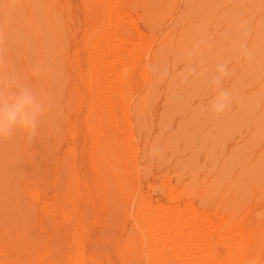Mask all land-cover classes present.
<instances>
[{"label": "rangeland", "instance_id": "374dc122", "mask_svg": "<svg viewBox=\"0 0 264 264\" xmlns=\"http://www.w3.org/2000/svg\"><path fill=\"white\" fill-rule=\"evenodd\" d=\"M43 1L45 4L41 3L39 9L40 22L29 21L24 33L16 9L17 14L9 20L13 29L18 27L12 35L14 40L11 37V41H5L9 45L5 44L6 51L0 49L9 62L8 68L1 73L6 77L9 72H15L23 77V81L35 87L50 106L31 144L23 134L0 142V230L6 233V238L1 240L4 237L1 232L0 243L5 245H0V251L8 245L7 237L23 234L21 238H31L29 235L35 236L37 226L41 225V257L44 260L55 254L49 252L51 246L63 249L67 245L64 248L69 255L62 250L65 257L74 256L76 251L82 264H148L146 261L176 264L171 252H177L174 258L176 255L181 258L180 244L197 237L202 243L199 241V249L192 254L193 259L187 257L189 260L197 259L194 255L199 252L197 257L202 258L204 253L206 257L203 258L208 257L218 264H264V0H101L102 8L96 0ZM108 1L113 6H109ZM110 7L116 8L121 17L112 16L115 13ZM18 11L27 15L22 6ZM114 20L119 21L118 31L125 38L143 37L147 41L144 40L146 45L140 51V63L123 72L129 79L125 80L128 102L113 106L119 138L124 146L126 141L128 143L127 149L124 147L123 161L129 169V174L125 173L129 177L120 183L111 177L105 161L100 159V164L96 159L103 129L97 124L100 111L92 107L95 101H100L101 92L119 85L111 74L98 76L99 71H105L101 70L103 60H112L111 50L105 48L110 52L104 54L107 50L102 48L110 41L112 47L117 42L111 38L103 41L109 29L106 25L114 24ZM36 30L48 33L46 37L44 34L46 41L42 40V51L38 47ZM27 33L30 35L25 45ZM125 47L131 50L133 43ZM123 52L124 57H128ZM89 62L101 68L97 76L90 70ZM218 63H227L230 69V76L221 86H230L227 91L232 103L223 115L213 117L207 111L215 95L209 82ZM39 64L43 69L45 66L46 72L38 78L32 77L30 66ZM94 76L99 78V89L91 85ZM145 95L149 98L147 104L138 106L137 102ZM100 130L101 135L98 134ZM25 144L28 145L25 152L30 153L22 156L20 152ZM34 157L40 160L35 161ZM73 184V189H77L73 192L77 193V201L72 204L76 198L72 200V207L64 195ZM66 185H71L68 191ZM144 207L156 215L146 216L149 213L145 212L146 218L176 223L172 228L168 226L173 235L175 229L191 228L194 221L198 222L196 218L203 214L207 219L203 222L208 225L205 227L206 224L199 221L204 225L201 229L196 226L200 223H195L198 230L192 227L196 236L189 235V238L185 234L187 236L180 235L173 240L177 233L172 239L169 234L171 241L163 239L165 243H160L163 246L170 243V250L164 247L170 253L166 251L160 258L152 252L154 245L161 246L158 242L162 240L154 227L145 232L141 230L146 239L149 235L155 236L153 244L146 240L147 248L152 247L149 248L152 250H143L145 240L138 224L142 218L138 214ZM63 210L72 214L67 217ZM179 210H183L184 215L195 214V218L188 221H193L192 225L186 220L181 221L182 226L177 222L174 211ZM172 212L176 221H173ZM27 218L29 222L25 221ZM24 221L31 224H24L29 228L25 227L27 231L21 228ZM69 226L73 231L67 228ZM234 227L243 230L238 248L234 244L236 241L228 236ZM24 231L31 234L25 235ZM68 231L75 232L74 236ZM197 231H200L199 236ZM75 234L79 235L75 237ZM131 237L135 244L129 240ZM64 240L67 244L62 245ZM232 244L241 252L239 256L230 253ZM173 246L174 252L171 251ZM128 247H131L130 252ZM6 250L7 257L8 253L11 257L15 254L8 247ZM136 250L140 253L138 256ZM169 254L172 259L168 258Z\"/></svg>", "mask_w": 264, "mask_h": 264}, {"label": "bare ground", "instance_id": "6f19581e", "mask_svg": "<svg viewBox=\"0 0 264 264\" xmlns=\"http://www.w3.org/2000/svg\"><path fill=\"white\" fill-rule=\"evenodd\" d=\"M43 1V0H42ZM93 1V0H92ZM97 1V2H96ZM96 1H94V2H96L97 3V5H99L98 7H100V8H102L101 6L103 5L104 6V4L101 2V0H96ZM103 1V0H102ZM93 2V4H95ZM105 2V1H104ZM41 3H44V1L43 2H41V0H0V29H3V31H1L0 32V49H5V51H6V47H5V44H7L8 45V43H5V41H7V40H9V41H11V40H14V38L12 37V35L13 34H16V32H17V28L18 27H16V28H14L13 29V27H11L12 25L11 24H9V20L13 17V16H15V13H16V9H17V13H18V15H16V16H18L19 17V19H20V21H21V25H20V29H21V31L23 32V30L25 31V32H27V24H28V22L29 21H32V22H36L37 24L40 22V15H39V9H40V7H42V4ZM110 2L108 1V4H109ZM45 4V3H44ZM100 4H102V5H100ZM111 4H109V6H110ZM20 6H22L24 9H25V11H26V14L27 15H23V14H20L19 13V11H18V8L20 7ZM95 6H96V4L94 5V10H97V9H95ZM109 6H107V8L109 7ZM111 6H113V5H111ZM97 8V7H96ZM106 8V9H107ZM112 10H113V12L115 13V14H112V16H116V17H121V13L120 12H118L117 11V9L116 8H112V7H110ZM110 9V10H111ZM93 10V11H94ZM100 10V9H99ZM107 11H108V9H107ZM96 12V11H95ZM16 13V14H17ZM109 14V13H108ZM121 14V15H120ZM120 15V16H119ZM107 17V16H106ZM108 19V18H107ZM52 20V19H51ZM119 20V19H118ZM54 21V20H53ZM93 21V20H92ZM97 21V20H96ZM105 21V20H104ZM108 21V20H107ZM106 21V22H107ZM112 21V20H111ZM115 21V23L114 24H111L110 22H109V24H107L106 22V27H109V29H108V31H107V34L105 35V39L103 40V41H105V42H107V40L108 41H110V38L113 40H115V41H117L116 42V44H118L117 46H116V44L114 43L115 41H112L115 45H113V47H112V44L110 43V42H108V43H106L107 45L109 44H111L109 47H112V49L111 48H109V47H107V45H105L106 47H103L102 49H104L105 50V48H108V50L110 49L111 50V53H112V60L111 61H109V62H106V61H104L103 59V62L102 63H104L103 64V66H102V69L101 68H98L97 69V66H96V64L95 63H91V62H89L88 64H89V66L91 65V71H95L96 72V74H95V72H93V75H95V76H97V73H98V70H103V69H105V71L103 70V72L102 71H99V73H98V76L99 77H102V75L104 76V74H111V75H113L114 77H115V81L116 82H118L119 83V85L117 84V85H115V86H109V88L107 89V90H105V91H103V92H101L100 93V101H95L94 103H93V106L92 107H94V106H96V108H98V110L100 111L99 112V114H101V115H99L98 114V116H100V117H96L97 119H98V121L95 119V121H97V124H98V126L100 125L101 127V130L103 131H99V135H101V133L100 132H102V136L101 137H99V141L101 140V143H102V145H101V147H100V152H98L99 154H100V156H99V154H98V156H96V157H98V158H96L97 159V161H99V163L101 164V160L100 159H103L105 162V167L108 169V171H110L111 172V177L113 176L114 177V179L115 180H117L118 181V183H120L122 180H124V179H126L127 177H129V175H127L126 176V174H129V171H127V170H129L128 168H127V166H125L124 164H125V161H123V157L125 156V149H124V147L126 148V146L128 145V143H127V141H126V146H124L123 145V142H121V140H120V138H119V124L116 122V120L113 118V114H114V110H113V106H120V104H125V103H127L128 102V99H127V96H126V92H127V88L128 87H126L125 88V85H126V81L125 80H129L128 78H126L125 77V75L123 74V72L129 67V66H133L134 68L138 65V63H140L139 61H140V58H141V52L140 51H143V47H144V44L147 42L145 39H143V37H141V38H136V39H134V40H130V39H127V38H125L124 36H122L120 33H119V31H118V28H120L119 27V21L118 22H116V20H114ZM100 23V22H99ZM105 23L103 24V25H105ZM11 25V26H10ZM92 24H90V26H91ZM100 26V25H99ZM15 27V26H14ZM105 27V26H104ZM92 28H93V26H92ZM52 29V28H51ZM89 29V28H88ZM19 30V29H18ZM55 30V28L52 30V31H54ZM92 30V29H91ZM38 33L36 34L37 35V40H38V42H39V44H38V47L40 48V51H42L41 50V43H42V40H44V43H45V41H46V38L44 39V34L45 33H42V31H38V30H36ZM45 31V30H44ZM47 32V31H46ZM24 33V32H23ZM49 33H52V32H49ZM19 34V33H18ZM29 35H30V33H27L26 34V44L25 45H27L28 43V39H29ZM46 35H48V33H46L45 34V37H46ZM107 36V37H106ZM11 37H12V39H11ZM52 37V36H51ZM138 37H140V36H138ZM7 38V39H6ZM16 38V37H15ZM48 38H49V36H48ZM47 38V39H48ZM135 38V37H134ZM146 38V37H145ZM11 39V40H10ZM17 39V38H16ZM144 40L146 41V42H144ZM50 41H51V39H50ZM8 42V41H7ZM15 42V41H14ZM9 43H12V42H9ZM16 43H18V42H16ZM48 43V42H47ZM104 43V42H103ZM130 43H133V49H127V47H125V45H128V44H130ZM19 44V43H18ZM17 44V45H18ZM52 44V43H51ZM105 44V43H104ZM44 45V44H43ZM50 45V44H49ZM49 45H45V46H48L49 47ZM135 45V46H134ZM146 45V44H145ZM148 45V44H147ZM9 46V45H8ZM13 46V45H12ZM20 46V45H19ZM104 46V45H103ZM149 46V45H148ZM47 47V48H48ZM8 48V47H7ZM46 48V47H45ZM164 48V47H163ZM163 48H161V49H163ZM10 49V48H9ZM147 49V48H146ZM160 49V50H161ZM2 50H1V53H0V73L4 70V69H6V68H8V66H9V62H8V57L7 56H5L4 54H2L3 52H2ZM47 50V49H46ZM97 50H99V49H97ZM96 50V51H97ZM107 50V49H106ZM105 50V51H106ZM106 51L104 54H106V53H108V52H110V51ZM4 51V50H3ZM94 51V50H93ZM95 51V52H96ZM119 51H121V52H119ZM123 51H125L126 53L125 54H127V56L128 57H124V52ZM148 51V50H147ZM146 51V52H147ZM163 51V50H162ZM99 52H101V51H99ZM104 52V51H103ZM6 55L7 54H11V52L9 53V52H4ZM40 53V52H39ZM51 53V52H50ZM121 53V54H120ZM145 53V52H144ZM3 56H2V55ZM95 54V53H94ZM98 54V53H97ZM14 55V54H13ZM123 55V56H122ZM143 55V54H142ZM50 56V55H49ZM98 56V55H97ZM99 56H102V55H99ZM148 56V55H147ZM7 57V58H6ZM124 58H128V59H124ZM151 59V58H150ZM93 62V61H92ZM46 63V62H45ZM133 63V64H132ZM40 65V64H39ZM104 65L106 66V67H104ZM140 65V64H139ZM41 66V65H40ZM42 67H43V65H42ZM101 67V66H100ZM104 67V68H103ZM46 68H48V67H46ZM44 71V73L46 72L45 71V66H44V69H43ZM142 70H143V68H142ZM141 69H140V72L142 71ZM100 72H102L103 74H101ZM101 76H100V75ZM44 75V74H43ZM93 77L92 78V81H91V85L93 86V88L94 89H99V83H98V80H99V78L98 77ZM18 77L21 79V81L22 82H24L23 81V77H21L20 75H18ZM25 83V82H24ZM101 86V85H100ZM227 86H229V85H227ZM226 86V87H227ZM225 87V86H224ZM223 87V88H224ZM226 87H225V89H226ZM230 87V86H229ZM34 89H35V87H34ZM228 89H230V88H228L227 87V89L226 90H228ZM36 90V89H35ZM97 91H100V90H97ZM95 92V91H94ZM147 93V92H146ZM147 95V94H146ZM143 96V97H141L140 99H139V97H138V99H139V101L137 102V104H138V106H144V105H146L147 104V102H148V97L147 96ZM117 104H116V103ZM97 106H99V107H97ZM96 108H95V110H96ZM98 110H96L97 112H98ZM97 112L95 113L96 114V116H97ZM94 125H95V123H94ZM128 125V124H127ZM97 126V125H96ZM129 127V126H128ZM97 128V127H96ZM127 130H129V129H127ZM98 131V130H97ZM96 133V132H95ZM38 140H39V137L37 138ZM97 139V138H96ZM125 139V138H124ZM40 142V141H39ZM98 142V141H97ZM7 143V142H6ZM31 144V143H30ZM37 144H38V142H37ZM98 144H99V142H98ZM40 146V145H39ZM38 146V147H39ZM27 147H28V145L26 146V144H25V147L23 148H21V152L20 151H18V152H20V153H22V156L24 155H26L28 152L26 151L25 152V150L27 149ZM30 147V146H29ZM129 147H131V146H129ZM128 147V148H129ZM26 148V149H25ZM127 149V148H126ZM29 150V149H28ZM33 150H35V148L33 149ZM38 150V149H37ZM95 150H96V148H95ZM32 151V150H31ZM129 151H130V149H129ZM127 152V151H126ZM30 153V152H29ZM28 153V154H29ZM33 153V152H32ZM18 154V153H17ZM30 155H32V154H30ZM30 155H27V157L28 156H30ZM34 155H35V152H34ZM96 155H97V152H96ZM31 157V156H30ZM29 157V158H30ZM32 157H33V155H32ZM28 158V160H30ZM36 157H34V159H35ZM10 159V158H9ZM13 159V158H12ZM33 159V158H32ZM37 160H40V159H35V161H37ZM102 160V161H103ZM14 161V160H13ZM31 161V160H30ZM30 161H28L29 163H30ZM33 161V160H32ZM96 161V162H97ZM104 163H103V165L102 166H104ZM98 164V163H97ZM99 166V165H98ZM130 167V166H129ZM134 168V167H133ZM102 169H105V168H102ZM106 169V170H107ZM130 169H131V167H130ZM128 172V173H127ZM126 173V174H125ZM72 177V176H71ZM73 179V178H72ZM73 181H74V179H73ZM1 183V182H0ZM72 183V182H71ZM70 187H71V185H69ZM69 186H67L66 185V190L67 189H69V188H67V187H69ZM73 187H74V184H73V186L71 187V190L69 191V193H67L66 195H64V196H66V197H64V198H67V199H69V200H67V201H69V203L68 202H65V203H68V205L69 204H71V202H72V200H75V198H76V200L75 201H73V203L72 204H74L76 201H77V193L75 194V193H73L74 191H76L75 190V188L73 189ZM65 189V188H64ZM73 189V190H72ZM68 191V190H67ZM72 192V193H71ZM77 192V191H76ZM66 193V192H65ZM64 194V193H63ZM72 195V196H71ZM56 197H57V194H56ZM71 200V201H70ZM79 200V199H78ZM64 203V202H63ZM64 203V204H65ZM71 204V205H72ZM70 206V205H69ZM68 206V207H69ZM51 207V206H50ZM65 207H67V204L65 205ZM64 207V208H65ZM72 207H73V205H72ZM72 207L69 209L70 211H72L73 209H72ZM49 209V208H48ZM65 209H67V208H65ZM75 209V208H74ZM145 207H144V209H142L141 211H140V213L138 214L139 215V217H140V219L142 220H139V222L140 223H138L139 224V227H140V234H141V236L143 235L142 233L143 232H141V230H143L144 232L148 229H152L153 227L155 228V233H157V232H160L161 233V235H160V233H157V234H159L158 235V237H161L162 236V240H160L157 244L158 245H161V241L162 242H164L165 243V241H163V239H165V240H168V239H170V235L169 234H171L170 232H169V230H170V228L169 227H171V226H173L174 224H176V223H174L173 221L175 220V216L173 215V214H175V213H173L172 212V215H173V225H172V223L171 222H169V223H167L166 222V219L164 220V219H162L163 221H156V220H154V219H157L156 217L153 219L152 217H150V218H146L143 214H145V212H146V214L147 213H149V214H147L146 216H153V214L152 213H150V211L149 210H147L146 209V211H145ZM52 210V209H51ZM68 210V211H69ZM50 211V210H49ZM64 211V210H63ZM74 211V210H73ZM147 211H149V212H147ZM181 211H183V210H181ZM180 210L179 211H174V212H177L176 213V216H177V218H180L179 220L180 221H178V219L176 218V220H177V222H179L180 224H181V221L182 220H186V222L189 224V223H191V221L190 222H188L190 219H191V217H192V220L195 218V214H193L192 212V214H193V216L192 215H190L189 213H185V215H184V211L183 212H181ZM65 212V211H64ZM63 212V213H64ZM180 214H179V213ZM186 212V211H185ZM189 212V211H188ZM47 213V212H46ZM62 213V214H63ZM66 214H67V217H68V214H72L71 212L69 213V212H65ZM183 213V214H182ZM195 213V212H194ZM143 216V217H141V215ZM150 214H152V215H150ZM171 214V213H170ZM48 215V214H47ZM75 215V214H74ZM73 215V216H74ZM166 215V214H165ZM171 215V216H172ZM190 215V216H189ZM198 215H199V213H198ZM18 216V215H17ZM29 216V215H28ZM27 216V217H28ZM31 216V215H30ZM29 216V217H30ZM52 216H53V214H52ZM64 216V215H63ZM81 216V215H80ZM154 216H156V215H154ZM153 216V217H154ZM196 216H197V214H196ZM202 216H204V214L202 215ZM202 216H200V217H198V218H196V220L198 221L197 223H200V222H202V224H204L205 222H203L204 220H207V219H204V217H202ZM60 217V216H59ZM66 217V218H67ZM167 217V216H166ZM31 218V217H30ZM36 218V217H35ZM51 218V217H50ZM53 218V217H52ZM69 218H70V216H69ZM206 218V217H205ZM46 219V218H45ZM167 219H170L169 217L167 218ZM171 219H172V217H171ZM64 220H66V219H64ZM70 219H68V221H69ZM73 220V219H72ZM161 220V219H160ZM175 220V221H176ZM25 221H28V218H27V220H25ZM24 221V223H23V225L24 224H27V222H25ZM29 221H30V219H29ZM28 221V222H29ZM32 221H33V219H32ZM63 222V220H60V222ZM68 221H67V223H68ZM74 221H76V219L74 220ZM169 221H171V220H169ZM200 221V222H199ZM220 221V220H219ZM23 222V221H22ZM52 222V221H51ZM61 222V223H62ZM183 222V221H182ZM222 222V221H221ZM54 223V222H53ZM65 223V222H64ZM70 223H72V222H70ZM78 223V222H77ZM192 223H193V221H192ZM192 223H191V225H192ZM195 221H194V223H193V227H195V229H197L198 230V227H196V226H200L201 227V229L204 227V225H201V223H200V225L199 224H197L196 226H195ZM208 223V222H207ZM207 223H205L206 224V226L205 227H207ZM29 224V223H28ZM27 224V225H28ZM48 224V223H47ZM76 224V223H75ZM137 224V225H138ZM183 224V223H182ZM182 224H181V226H182ZM187 224V226H189ZM224 223H222V225H223ZM26 225V226H27ZM29 225H31V224H29ZM36 226L35 224H32V226ZM52 225H55V224H52ZM63 225V224H62ZM73 225V224H72ZM71 225V226H72ZM219 225V224H218ZM221 225V224H220ZM240 225V224H239ZM242 225V224H241ZM25 225L24 226H22L21 225V228H23V230L25 229V231H27L29 228H28V226H27V230H26V227ZM31 226V229L32 228H34V227H32ZM66 226H68V225H66ZM79 226H80V224H79ZM169 226V227H168ZM186 226V227H187ZM192 226H190L191 228H189L188 227V229H179V230H176L175 228V230H174V235H175V233H177V237H175L173 234H171L172 236H171V239H172V237H173V240H177L179 237H180V235L182 236V237H184V236H187L188 235V238H189V235L190 236H192L193 234H194V228L192 227ZM8 227V226H7ZM40 227H41V225H40ZM39 227V225L37 226V230H36V235L34 236L33 235V237L32 236H30L29 234H31V233H29L28 234V232L26 233L25 231V235H29V237H31V238H28V236H25L24 237V239L23 238H21V236L23 235H19L18 234V237H13V236H16V235H13V233H12V235L13 236H10V237H12V238H9L8 239V237H7V239H6V243L8 244L7 246H6V248L8 247V248H10L12 251L14 250L15 251V256L14 255H12V257L10 256V254L8 253V257L7 256H5V253L7 254V250H6V248L5 249H3L2 251H0L1 253H0V256H3V257H1L0 258V264H82L83 262L82 261H79V258L81 257L80 255L78 256V254L77 255H75L76 254V251H75V253H74V256H76V258L74 257V256H69V257H74V259H70L69 257H65V255H64V253H66V256H68L69 254H68V251L64 248V247H66V246H63V249L66 251H64L63 249H61L58 245H57V247L55 246L54 247V245H53V247L50 245V243H48L50 246H51V251H49L50 253L51 252H53L54 251V253L55 254H51L52 255V257L50 256H48V259L47 260H44V258L42 259V257H41V250H43V249H41V228ZM73 227V226H72ZM71 227V228H72ZM81 227V226H80ZM150 227H152V228H150ZM176 227H177V225H176ZM185 227V228H186ZM226 227V226H225ZM239 227H241V226H239ZM4 228V227H3ZM13 228V227H12ZM43 228V227H42ZM56 228V227H55ZM67 228H70V226L69 227H67ZM70 228V229H71ZM168 228H169V230H168ZM172 228V227H171ZM193 228V229H192ZM218 228V227H217ZM220 228H222V227H220L219 226V229ZM228 228V227H227ZM1 229H2V227H1ZM9 229V228H8ZM11 229V228H10ZM9 229V230H10ZM14 229V228H13ZM13 229H11L10 231H12ZM65 229H66V227H65ZM69 229V230H70ZM73 229V228H72ZM71 229V231H73ZM178 229V228H177ZM213 229H215V228H213ZM225 229V228H224ZM6 230V229H5ZM16 229H14L13 231H15ZM17 230H19L18 228H17ZM33 230V229H32ZM54 230V229H53ZM56 230V229H55ZM68 230V229H67ZM173 229H171V231H172ZM210 230V229H209ZM223 230V229H222ZM228 230H230V228L228 229ZM249 230H250V228H249ZM3 231H4V229H3ZM9 231V232H10ZM30 231V230H29ZM71 231H68L69 233H72L71 235H73V233H75V232H71ZM177 231V232H176ZM204 230H202V232H201V234L202 233H204L203 232ZM208 231V230H207ZM219 231H221V229L219 230ZM1 230H0V235H1ZM7 232V231H6ZM18 232V231H17ZM21 232V231H20ZM34 232V231H33ZM67 232V231H66ZM77 232V231H76ZM148 232V231H147ZM193 232V233H192ZM198 232H200V231H197V236H199L198 235ZM227 232V231H226ZM242 232H243V230L241 229V228H232L230 231H229V234H228V236L230 235V237H232L233 238V240H235L236 241V243H234V242H232V243H234V244H237L238 245V243L237 242H240V237L242 236ZM8 233V232H7ZM15 233V232H14ZM21 233H23V232H21ZM48 233V232H47ZM154 233V234H155ZM249 233V232H248ZM247 233V234H248ZM2 234H4V237L2 238L1 237V240L2 239H4V238H6L5 236H6V233H3L2 232ZM145 234V233H144ZM185 234H187V235H185ZM217 234V233H216ZM50 235L52 236V233L50 232ZM50 235H48V238H50L49 236ZM53 235H54V233H53ZM76 236L75 237H77V235H79V234H75ZM147 235V234H146ZM156 235V234H155ZM204 235V234H203ZM227 235V234H226ZM9 236V235H8ZM20 236V237H19ZM44 236V235H43ZM74 236V235H73ZM193 236H196L195 234L193 235ZM227 236V239L228 238H230V237H228ZM245 236H247V235H245ZM53 237V236H52ZM71 237V236H70ZM140 237V236H139ZM138 236H137V238H139ZM146 237V236H145ZM156 237H157V235H156ZM25 238H27V239H25ZM54 238V237H53ZM52 238V239H53ZM55 238H56V236H55ZM54 238V239H55ZM58 238H60V235H59V237ZM142 238H144V235H143V237ZM155 238V236L154 235H149V238L147 237V239L146 238H144V242H143V244H144V251H148V250H152V249H149V248H152V247H149V248H147L148 246H146V245H148V242L150 241H152L151 243L153 244V243H155V242H153V239ZM192 238V237H191ZM197 238V237H196ZM194 239V238H192V239H190V240H188L187 242H185V243H183V245L182 244H180L182 247V252H183V254L181 255V248L178 250L179 251V253H180V256H182L181 258H177V255L175 256V258H174V254H176V253H174V254H172V252H171V255L173 256V259H175V261L177 262L176 264H218V261H217V263H213V262H211V261H209V259H208V257L207 258H203L205 255H204V251H202V253H203V255H202V258L201 257H197V255L199 256V252L197 253V255H194V256H196V258L197 259H194L193 261L192 260H189L187 257H192L191 259H193V256H192V254H194V252L197 250V249H199V247H200V242L202 243V241H200V240H198V239ZM201 238V237H200ZM205 238V237H204ZM222 238H223V236H222ZM225 238V237H224ZM242 238V237H241ZM245 238V237H244ZM252 238V237H251ZM61 239V238H60ZM59 239V240H60ZM63 239V238H62ZM65 239V238H64ZM76 239V238H75ZM132 239V237L129 239V240H131ZM161 239V238H160ZM171 239H170V241H171ZM202 239V238H201ZM50 240V239H49ZM78 240V239H77ZM80 240V239H79ZM113 240V239H112ZM146 240L148 241V242H146ZM186 240H187V238H186ZM185 240V241H186ZM205 240V239H204ZM231 240V239H230ZM248 240V239H247ZM66 240H64L63 241V243H62V245L65 243V244H67L66 242H65ZM132 241H133V239H132ZM131 241V242H132ZM157 241H158V239H157ZM169 241V240H168ZM169 241V242H170ZM200 241V242H199ZM229 241V240H228ZM232 241V240H231ZM2 242V241H1ZM43 242V241H42ZM52 242V241H51ZM167 242V241H166ZM173 242V241H172ZM175 242V241H174ZM247 242V241H246ZM53 243V242H52ZM58 243H61V242H58ZM79 243V242H78ZM147 243V244H146ZM164 243H162V244H164ZM42 244H44V243H42ZM48 244H47V246H48ZM53 244H55V243H53ZM64 244V245H65ZM73 244V243H72ZM133 244H135L134 243V241H133ZM142 244V243H141ZM166 244H168V245H165L166 246V248L167 249H169L170 250V247L171 246H169L170 245V243H166ZM234 244H232V246H230L231 247V251H230V253H236L237 254V256H239L238 255V253H239V251H237L238 249V247H241V243H240V246L238 245L237 246V248H236V245H234ZM249 244V243H248ZM0 245H3V243H0ZM5 245V244H4ZM3 245V246H4ZM73 245H75V244H73ZM79 245V244H78ZM149 245H151V244H149ZM1 247V249L2 248H4V247ZM46 245L44 244V247H45ZM101 246H102V248H103V245L101 244ZM134 245H132V248H134L133 247ZM152 246V245H151ZM157 246V245H156ZM155 245H154V247H153V254H154V252H155V254L157 255V256H159L160 258H162L163 257V253L164 252H166V251H169V250H167V249H165L164 247L165 246H163V245H161V246H158V247H156ZM100 247V246H99ZM180 247V246H179ZM203 247V246H202ZM242 247H244L243 245H242ZM50 248V247H49ZM49 248H47L48 250H50ZM54 248V249H53ZM68 248V247H67ZM129 248V247H128ZM131 248V247H130ZM130 248H129V252H130ZM173 249L171 250V251H173L174 250V246L172 247ZM248 248V247H247ZM69 249V248H68ZM135 249V248H134ZM133 249V250H134ZM202 249V248H201ZM240 249H242V248H239V250ZM245 249V248H244ZM6 250V251H5ZM64 251V253H63V251ZM81 250V249H80ZM132 250V249H131ZM142 250V249H141ZM10 251V250H9ZM12 251H10V252H12ZM14 251L12 252V254L14 253ZM45 251H47V250H45ZM137 251V250H136ZM135 251V252H136ZM244 251V250H243ZM242 251V254H244V252ZM73 252V251H72ZM96 252H97V250H96ZM102 252V251H101ZM133 252V251H132ZM131 252V253H132ZM143 253L144 254V256H147V255H145V254H147V253ZM174 252V251H173ZM48 253V251L46 252V254ZM50 253H49V255H50ZM78 253V252H77ZM80 253V252H79ZM104 253V252H103ZM102 253V254H103ZM137 253V256H138V254H140V253H138V251L136 252ZM150 253V252H149ZM169 253H170V251H169ZM201 253V252H200ZM201 253V254H202ZM241 253V252H240ZM239 253V254H240ZM82 254H83V251H82ZM129 254V253H128ZM143 254H142V256H143ZM162 254V255H161ZM233 254V255H234ZM133 255V254H132ZM148 255H150V254H148ZM161 255V256H160ZM170 255V254H169ZM170 255V257H168V256H166V257H168V258H170V259H172V256ZM232 255V254H231ZM9 256H10V258H9ZM89 256V255H88ZM143 256V257H144ZM155 257V260H158V257ZM165 256V255H164ZM201 256V255H200ZM150 257V256H149ZM153 257V258H154ZM187 258L188 260L187 261H184V258ZM206 257V256H205ZM232 257V256H231ZM78 258V259H77ZM94 258V257H93ZM108 258V257H107ZM157 258V259H156ZM86 259V258H85ZM137 259V258H136ZM139 259V258H138ZM148 259V258H147ZM107 260V259H106ZM161 259H159V261H160ZM140 261V260H139ZM142 261V260H141ZM140 261V262H141ZM153 261H154V259H153ZM170 262V263H173V261L172 260H167V262ZM229 261V260H228ZM82 262V263H81ZM146 262H148V264H149V261H146ZM216 262V261H215ZM220 263V262H219ZM224 263H226V262H224ZM86 264V263H85ZM94 264H95V262H94ZM169 264V263H168ZM223 264V263H222ZM228 264V263H227ZM229 264H230V262H229Z\"/></svg>", "mask_w": 264, "mask_h": 264}, {"label": "clouds", "instance_id": "9594fccd", "mask_svg": "<svg viewBox=\"0 0 264 264\" xmlns=\"http://www.w3.org/2000/svg\"><path fill=\"white\" fill-rule=\"evenodd\" d=\"M43 71L40 65H32L29 68L30 75L35 78L42 76ZM229 76L227 63H218L215 66L214 75L209 82L215 95L207 105V111L213 117L223 115L232 103L228 91L221 86ZM49 110L46 98L22 82L15 72H9L6 77L0 73V142L23 134L25 140L32 143L38 135L42 119Z\"/></svg>", "mask_w": 264, "mask_h": 264}]
</instances>
